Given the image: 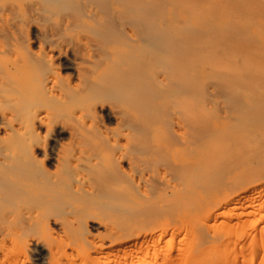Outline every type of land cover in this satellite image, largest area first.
Returning <instances> with one entry per match:
<instances>
[{
    "label": "rangeland",
    "instance_id": "obj_1",
    "mask_svg": "<svg viewBox=\"0 0 264 264\" xmlns=\"http://www.w3.org/2000/svg\"><path fill=\"white\" fill-rule=\"evenodd\" d=\"M50 1L45 26L74 48L79 38L93 42L102 78H89L73 96L77 77L55 60L68 103L58 107L42 94L35 106L49 107L51 123L67 130L43 128L24 139L0 123V195L23 191L13 194L22 201L12 192L3 200L0 219L46 199L45 215L68 216V229H76L65 237L50 226L46 240L89 237L106 245L100 264H264V0ZM100 12L110 22H96L92 14ZM70 15L81 23L64 31L60 22ZM19 34L38 82L53 64L27 55L37 48L31 35ZM101 103L120 121L91 109ZM19 112L18 120L29 119L27 109ZM10 177L36 186L20 190ZM78 179L94 192H78Z\"/></svg>",
    "mask_w": 264,
    "mask_h": 264
},
{
    "label": "bare ground",
    "instance_id": "obj_2",
    "mask_svg": "<svg viewBox=\"0 0 264 264\" xmlns=\"http://www.w3.org/2000/svg\"><path fill=\"white\" fill-rule=\"evenodd\" d=\"M105 1H107V0H105ZM50 2L51 3H49L48 0H0V106L5 107V108L0 110V123H1V127H2L3 130H5L7 132H10V133L18 134L24 139H26L27 136L30 135L31 133H36V132H38L37 130H40V129H43V128H48L49 129V128L52 127L54 129H57L59 132L61 131V133H62V131H64V129L67 130L66 129L67 127L65 128V126L64 127L63 126H58L57 125L58 123H56V125H53L51 123V122H54V121H51V110L48 109L49 107L47 108V106L43 105L41 107L39 106V107L36 108V106H35V104L39 100H42L43 95L46 98L57 102V106L58 107L61 104L68 103L67 101H68V96L69 95H67V93L60 86L61 84H59L61 76H60L59 69L57 67H55V64H53V62L55 60L57 61V63H60L64 67V69L66 71H71L77 77V81L80 84L78 83V84H76V86H74L75 88H72V89H74V93H73L74 95L73 96H75V92H78V91H79L78 92L79 94L78 93H76V94L80 95V91L84 90L83 88H85L87 86L86 83H89V82H86V81L90 80L89 78H91V77L93 78L96 74L98 75L97 78H102V77H99V73L95 69L98 66L94 67V64L97 62V61L95 62V60H97V58L99 57V54H97L98 51H96V49L94 48L95 45L92 44L93 42L90 43V41H88V39H86L84 37L82 39L79 38V40L77 41V45H76L77 47L74 48V46L72 47V46L68 45L71 41L68 44L66 43L67 45L65 44V40L62 41V35H65V34L64 33L63 34L59 33L61 28H60V30L58 32L59 34H57L55 31L52 32V30L50 31L48 29V28L53 26L52 23H51L52 24L51 26H50V23L47 25V26H50V27H46L45 26L46 22L50 20V17L48 18V17H46L44 15L49 10V9L47 10L46 7L48 6V4H50V6L54 5V2H52V1H50ZM117 2H119V1H117ZM122 2H124V1H122ZM138 2L140 3L141 1L139 0ZM105 3L107 4V2H105ZM125 3H126V0H125ZM130 5L131 4H129L128 6H130ZM55 6H56V4H55ZM99 6H100V4H99ZM102 6H104V5H102ZM102 9L103 8H101L100 10H102ZM138 10H139V8H138ZM138 10H136V11H138ZM105 11L103 10L102 12H104V14H106V12L108 10L106 12ZM109 12L110 11H108V13ZM50 13L48 12V15ZM61 15L65 16L64 14H61ZM92 15L94 16V20H96V22H99V24H100V22L103 24L104 21L106 23L109 21V19H108V21L106 20L107 18L105 16H103L102 13H101V15L96 14V13H94ZM109 15H110V13H109ZM51 16H54V15H51ZM78 23L79 24L81 23V21L79 20V17L76 18L73 15L71 17V15H70L69 17H66L63 20H61V22H60L61 26L60 27H62L64 31L65 30L67 31V30H70L71 28L72 29L73 28H77L78 27ZM58 26H56V27L58 28ZM81 27L79 26V28H81ZM86 27H87V25H86ZM104 27H105V25H104ZM53 28H55V27L53 26ZM18 30H19L18 34L22 30L23 33L26 31L25 33H28L29 35H31L30 37H32V40H33L32 43L34 44V45L33 44L32 45L37 48V51H34L36 49L33 50L34 47L31 46L32 49L27 50L28 52L30 51L29 52L30 54H27V55H30V57H31V55H33L34 57H31V58H35L36 57V58H38V60H39V58H41V59L43 58L45 60H42V61H46V62L50 63L51 65L52 64L54 65V66L50 65L52 67V69H50L51 72L49 74H47L46 76H44L43 79H41V80L38 79L39 80L38 82L35 80V77H34V70H36L35 66L33 65V63L30 62V60H28V58H26L24 55H22L20 53V49H22V48H20L21 45H20L19 40H18L19 37L17 36L18 35L17 34ZM80 30H82V29H80ZM80 30H78V31H80ZM23 33H21V34H23ZM60 34H62V35H60ZM23 35L29 36L27 34H23ZM23 35L21 36L19 34V36H21L22 39H23ZM73 36H75V34ZM64 37H66V36H64ZM93 39H95V38H93ZM67 41H68V39L66 38V42ZM21 43H22V45H24L22 41H21ZM27 43L29 45H31L28 41H27ZM27 48H29V46ZM23 51L25 52L26 49L25 50L23 49ZM104 51H106V49ZM101 54H102V52H101ZM106 57L108 58V56H106ZM35 62H36V60H35ZM110 68H112V67H110ZM105 72L106 71H104V73ZM103 75H106V74H103ZM97 78H95V80ZM60 83H62V82H60ZM137 84H136V87H137ZM134 85H135V83H134ZM108 87H110V86H108ZM111 87H113L112 83H111ZM70 89H68L67 92L70 91ZM40 92H41V94H40ZM132 92H133V90H132ZM139 92H141V91H139ZM81 93H82V91H81ZM130 93H131V91H130ZM71 95H72V93H71ZM71 95H70V99H71ZM136 95H137V93H136ZM135 98H137V97H135ZM73 100H75V99H73ZM80 100H81V97H80ZM137 100H139V99H137ZM51 102H49V104ZM46 103H47V100H46L45 104ZM95 103L98 104L97 101ZM102 103H104V102H102ZM102 103L99 106L95 105L94 108H91V109H95V112H96V114H98V116H100V114H101L103 116H106V117L111 118V119L113 118L115 120L116 119L118 120L120 118L119 117L120 113H118V112L116 113L115 111H113V109L108 108L106 105H104L105 103L104 104H102ZM71 106H73V104H71ZM78 106H79V109H80V105H78ZM82 107H84V106H82ZM74 108H76V107H74ZM121 108H118V109H121ZM20 109H25V110L27 109L29 111L28 114L30 115V117H29L28 120L27 119H24V120L22 119L21 120V118H20V120L17 119L16 115H18L17 113L20 111ZM60 109H61V107H60ZM76 109H78V108H76ZM85 110H87V109H85ZM67 111H68V109H67ZM79 111H82V113H83L82 116H87L86 111H85V113L81 109ZM88 111H89V109L87 110V112ZM127 111H130V110H127ZM127 111H126L125 114H127ZM136 111H138V110H136ZM93 112H94V110H93ZM77 113H76V111L74 112V117L77 118L75 121H78V120L81 119V117L78 116ZM53 114L55 115V113H53ZM138 114H141V113H138ZM65 115H66V113H65ZM79 115H81V114H79ZM20 117H21V115H20ZM59 117H57V118H59ZM124 117H128V115L124 116ZM22 118H24V117L22 116ZM87 118H89V117H87ZM90 119H88V120H90ZM120 119H119V121H120ZM129 119H127V121H129ZM84 120H85V117H84ZM100 120H101V118L99 119V121ZM93 121H95V120L93 119ZM127 121H125V122H127ZM92 123L93 122L91 121L90 125H91V127L94 125L93 126V128H94L96 124H94V123L92 124ZM98 123H100V122H98ZM61 124H62V122H61ZM83 124L87 125L88 122L85 121V122H83ZM59 125H60V123H59ZM83 127H84V125H83ZM96 127H99V125L97 124ZM85 128H84V130H85ZM15 136L16 135H14L13 137H15ZM13 137H12V139H14ZM29 145H31V144H29ZM80 158H81V156H80ZM60 159L62 160V158H60ZM76 160H78V159H76ZM119 160H120V158H119ZM79 161H81V160H79ZM76 162H78V161H76ZM182 164H184V163H182ZM3 167H4V165H3ZM70 170H71V168H70ZM16 173H18V172H16ZM24 177H26V175ZM19 178H20V176H19ZM19 178L18 177L17 178L16 177L15 178L10 177L8 179L9 180L8 182H10L11 185L15 184L16 186H18V188L20 190H26V191L30 190L31 189V188H29L30 186H34L32 188H35L36 184L32 183L33 185L28 186L29 183H24V182L21 181L22 178L21 179H19ZM16 179L20 180L21 183L19 181L16 182ZM0 180H2V179H0ZM26 180H28V179H23V181H26ZM31 180H33V179H31ZM34 182H36V180H34ZM5 183H7V182H5ZM37 184H38V182H37ZM76 187H78L77 191L80 192L81 194L82 193L94 192L93 190H95V189H93L92 184L90 185L85 179H80V180L78 179ZM1 190H3V189H1ZM35 190L36 189H34V191ZM9 192H10L9 190H8L7 194H6V191L4 192L7 195V197L3 196L5 194L0 195V204L2 202L4 203L3 200H5V201L8 200L9 201V199L12 197V196L11 197L9 196L11 194V192H12V189H11V192L10 193ZM18 192L21 193L23 191H18ZM35 192H34V194L32 193L33 196H37V195H35ZM15 193H16V191H15ZM15 193L12 192V195L15 194ZM17 193H16V195H17ZM52 193H54V192H52ZM0 194H2V193H0ZM54 194L56 195V193H54ZM16 195H13V198ZM27 195H29V197H30V193H27ZM84 195H80V196H84ZM8 196H9V198H8ZM90 196H91V194H90ZM18 197H16V198H18ZM42 197H43V195H42ZM16 198H14V199H16ZM53 198H54V196L52 197V199ZM14 199H11V200L13 201ZM20 199H19V201H20ZM50 200H51V198H50ZM21 201H22V199H21ZM74 201H76V200H74ZM25 202L26 201H24V205L30 203V202H28V203L27 202L25 203ZM40 202H41L40 206H38L36 204L38 202H35L36 205H34V202L32 204L33 207L36 206V207H34L36 209H37V207H39V209L36 210V211H33V207L32 206L31 207L28 206V208H26V207H24V206H22L20 204L22 207L20 206L19 210L18 209L16 211L13 210L15 212H13V211L12 212L11 211L3 212L5 214H2L3 215V217L1 216L2 220L0 219L1 220L0 221V264H96L97 260H98L97 264H100V262H102V260L105 257L103 259H101V260H99V257H103L102 255L105 256V250H106L105 246L106 245L101 244V243H99L100 245H98L97 244L98 242L96 243L93 240L90 241L88 239L89 237L86 238V239H80L77 242L72 239L73 240L72 243L70 242L71 239L67 240V241H66V239H65V241H64V239L60 240L61 237L60 238L57 237V238H59V240H57V238L53 239V240H55V242L52 240L55 244L54 243H50V241L49 242L47 241L48 240L47 238L48 237L50 238L51 234H54V233H51L50 226L56 227V229L61 231V233H63L65 235V237H69V236L72 237L73 235H75L76 229L75 230L68 229V228L71 227V226L67 227L68 223L71 220H73V219H70V221L68 222L67 221V219L69 220L68 216H67V218L62 216V218L63 217H64V219L66 218V220H64L63 222L62 221L60 222L59 219H52L51 217H47L45 215V213H44V208H46L45 206H47V204L49 206L50 203H48L46 199H43V201H40ZM18 205L19 204H17V205L14 204V206H15L14 207L13 204H12L14 209L16 208V206H17V208H19ZM52 206H53V204H52ZM30 208H32V209H30ZM75 213L76 212H74V214ZM66 215H67V213H66ZM56 216L58 217V215H56ZM74 216H76V215H74ZM58 218L61 219L60 216ZM64 222H66V223H64ZM73 228H75V227H72V229ZM67 229L71 230V231H67ZM72 231H74L73 235L70 234V232L72 233ZM58 233H60V232H58ZM61 233H60V235H61ZM54 236H57V235H54ZM79 236H82V235H79ZM52 238H53V236H52ZM62 238H64V237H62ZM115 238H117V237H115ZM121 238H125V236L121 237ZM128 238L126 240H129ZM126 240H125V242H127ZM74 241H75V243H74ZM110 241L112 242V240H110ZM113 242H114V240H113ZM107 244H109V243H107ZM76 252L77 253L78 252L82 253L84 255L83 258H80L79 257L80 255L78 256V254ZM75 253L77 255V258H76V260H72V258L75 259V257H76V256L74 257Z\"/></svg>",
    "mask_w": 264,
    "mask_h": 264
}]
</instances>
